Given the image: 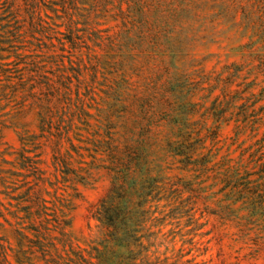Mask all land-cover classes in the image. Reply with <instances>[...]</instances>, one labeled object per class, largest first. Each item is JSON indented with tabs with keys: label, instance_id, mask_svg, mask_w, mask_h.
<instances>
[{
	"label": "rangeland",
	"instance_id": "obj_1",
	"mask_svg": "<svg viewBox=\"0 0 264 264\" xmlns=\"http://www.w3.org/2000/svg\"><path fill=\"white\" fill-rule=\"evenodd\" d=\"M27 1L0 0L8 263L19 251L24 264H264V216L234 199L223 212L218 183L227 159L264 160V0H83L82 16L75 0H41L40 24ZM204 154L214 167L199 173ZM126 162L150 183L130 251L100 207Z\"/></svg>",
	"mask_w": 264,
	"mask_h": 264
},
{
	"label": "trees",
	"instance_id": "obj_2",
	"mask_svg": "<svg viewBox=\"0 0 264 264\" xmlns=\"http://www.w3.org/2000/svg\"><path fill=\"white\" fill-rule=\"evenodd\" d=\"M41 0H28L27 8L30 12V16L37 19L35 24H40L41 18H39V7L37 3ZM69 0H59L60 4H64ZM76 3H83V0H75V14L82 16L83 13H77L81 10ZM56 4V3H55ZM11 7V5H10ZM35 15V17H34ZM37 15V16H36ZM75 34L76 31H75ZM79 37L73 35L71 27L69 28V34L67 41L70 42L75 49L80 48V43L78 41ZM62 43V42H61ZM98 63V62H97ZM96 63V64H97ZM96 64L95 67H96ZM32 71L38 72L40 67L34 61L31 62ZM82 63L79 65L81 66ZM96 68H94L95 70ZM76 73L80 76L79 69H75ZM118 89V88H117ZM36 100L40 101V96L36 97ZM39 108L40 105H37ZM176 142L173 153L175 155H181L183 151L181 148H184L185 138L179 134H176ZM194 148L191 149V154L194 153ZM184 154V153H183ZM210 158L207 154H204L200 159H193L190 164L194 167L198 166L199 169L197 172L202 171L203 173L212 170L214 166H209ZM228 162L221 171L218 177V183L220 184L219 191L223 192V201L227 202L223 207V212L230 210V205L234 200H243L245 204L249 205L250 215H259L264 216V160L263 155L260 154L254 159L253 171L247 170L246 165L241 161H236L235 164H229L230 159H227ZM124 172L118 173L112 179V187L109 189L107 195L101 200L100 207L103 209V219L106 220V224L112 228V231L109 233L111 236L110 242L118 246L117 242H123L126 246V249L130 251V240L133 239V232L136 231L132 226L134 225V220L137 217V209L143 208L146 210L145 203L147 202L146 196L149 193L144 190L148 187L141 185L146 183L149 185L148 181L146 182L136 179L134 176L137 173L135 170L131 171L132 164L126 162L124 165ZM134 166V165H133ZM196 171V170H195ZM162 172V170H161ZM200 173V172H199ZM150 177L147 175V172H143V179ZM217 178V177H216ZM142 179V180H143ZM191 191H193L191 189ZM234 199L233 201H230ZM230 201V202H228ZM43 200H41L40 193H34V197L30 200V205L27 208V211L34 209L33 212H30L31 215L39 217L43 213ZM147 211V210H146ZM139 216V215H138ZM123 225L122 232H119L118 226ZM120 234V235H119ZM111 246V245H110ZM40 248V247H39ZM111 248V247H110ZM109 246L105 247L103 254L111 253L112 250ZM41 249V248H40ZM19 251H16L14 254L15 260L19 264H24V260L20 257ZM23 256V253H21ZM83 262V260H82ZM104 262V261H103ZM0 264H9L7 260V255L5 252L0 254ZM26 264V263H25ZM29 264V263H27ZM102 264V263H101ZM127 264H136L135 259H130Z\"/></svg>",
	"mask_w": 264,
	"mask_h": 264
}]
</instances>
